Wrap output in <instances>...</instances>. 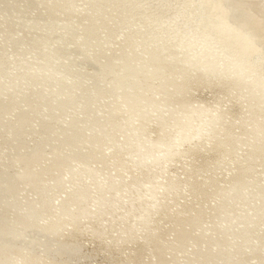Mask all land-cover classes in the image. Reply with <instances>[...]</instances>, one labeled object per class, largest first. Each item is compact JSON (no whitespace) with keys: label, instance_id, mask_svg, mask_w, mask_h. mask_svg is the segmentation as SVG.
<instances>
[{"label":"bare ground","instance_id":"bare-ground-1","mask_svg":"<svg viewBox=\"0 0 264 264\" xmlns=\"http://www.w3.org/2000/svg\"><path fill=\"white\" fill-rule=\"evenodd\" d=\"M239 3L0 0V264H264Z\"/></svg>","mask_w":264,"mask_h":264},{"label":"rangeland","instance_id":"rangeland-1","mask_svg":"<svg viewBox=\"0 0 264 264\" xmlns=\"http://www.w3.org/2000/svg\"><path fill=\"white\" fill-rule=\"evenodd\" d=\"M237 5L240 10L243 9L244 11H248L249 9L248 0H240V3ZM254 6L258 16L264 20V0H254Z\"/></svg>","mask_w":264,"mask_h":264},{"label":"water","instance_id":"water-1","mask_svg":"<svg viewBox=\"0 0 264 264\" xmlns=\"http://www.w3.org/2000/svg\"><path fill=\"white\" fill-rule=\"evenodd\" d=\"M121 74V73H120Z\"/></svg>","mask_w":264,"mask_h":264}]
</instances>
